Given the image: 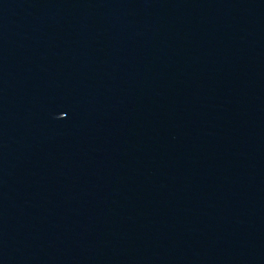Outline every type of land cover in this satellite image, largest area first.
Masks as SVG:
<instances>
[{"label":"water","instance_id":"obj_1","mask_svg":"<svg viewBox=\"0 0 264 264\" xmlns=\"http://www.w3.org/2000/svg\"><path fill=\"white\" fill-rule=\"evenodd\" d=\"M0 264H264V0H0Z\"/></svg>","mask_w":264,"mask_h":264}]
</instances>
